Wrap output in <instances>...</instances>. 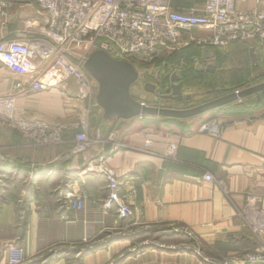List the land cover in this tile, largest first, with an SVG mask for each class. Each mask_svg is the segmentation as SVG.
<instances>
[{
    "label": "crops",
    "instance_id": "1",
    "mask_svg": "<svg viewBox=\"0 0 264 264\" xmlns=\"http://www.w3.org/2000/svg\"><path fill=\"white\" fill-rule=\"evenodd\" d=\"M205 1L169 3L186 11L201 9ZM236 8L264 9V0H237ZM38 17L35 4L16 5L7 20L0 19V41L34 36ZM202 32L211 35L198 28L190 34ZM206 57L212 62L196 65L215 64V55ZM20 79L0 59V96L10 94ZM76 91L69 82L18 99L16 109L51 124L77 125L88 117L86 153L74 150L75 134L39 147L0 127V264H13L14 248L20 250V264H202L195 252L165 241L182 238L167 231L171 226L189 229L209 246L227 243L221 257L253 250L242 212L248 191L264 194V105L258 113L245 111L237 118L212 113L209 131L198 126L184 132L158 116L106 122L102 108H87ZM86 154L94 165L106 157V171L124 182L131 216L120 218L103 208L106 180L89 169ZM206 175L215 181H205ZM76 197L83 201L81 209L66 204Z\"/></svg>",
    "mask_w": 264,
    "mask_h": 264
},
{
    "label": "built area",
    "instance_id": "2",
    "mask_svg": "<svg viewBox=\"0 0 264 264\" xmlns=\"http://www.w3.org/2000/svg\"><path fill=\"white\" fill-rule=\"evenodd\" d=\"M26 2L38 10L35 35L0 41V59L21 77L10 94L0 96V127L18 131L39 147L58 144L76 129L74 150L86 153L90 143L88 117L77 125L51 124L27 118L16 109V102L73 82L77 97L94 100L97 107L98 83L84 69L85 61L96 50L118 61L136 59L151 64L161 54L170 55L191 42L224 47L237 40H264V9L240 12L237 0H206L201 9L186 11L172 8L169 0H0V19L7 20L16 5ZM197 28L211 35L192 36ZM174 150L173 146L169 153ZM105 158L99 157L94 165L91 155L85 157L89 169L106 180L103 208L127 218L133 208L127 192L121 189L124 182L106 171ZM205 181L215 179L206 175ZM66 204L83 207L80 197L67 199ZM242 215L251 231L253 250L232 256L223 264H264V194L249 196ZM19 253L18 248L12 249L13 264L21 263Z\"/></svg>",
    "mask_w": 264,
    "mask_h": 264
},
{
    "label": "rangeland",
    "instance_id": "3",
    "mask_svg": "<svg viewBox=\"0 0 264 264\" xmlns=\"http://www.w3.org/2000/svg\"><path fill=\"white\" fill-rule=\"evenodd\" d=\"M203 34L204 33L202 32L199 34V36H202ZM203 37H209V35L208 36L203 35ZM229 46L230 44L224 47L218 46L219 48L217 49L218 51H220L221 49L227 50ZM214 49L215 48L208 49L209 51L207 49H203L201 51L199 50L200 52L199 57H192L189 54V52L180 53L178 57H173V55L176 52L178 53V51H175L170 55L161 54L151 64L143 63L136 59L134 61H131L130 63L134 65V67L137 69L139 73V79L133 84L131 88L133 97L137 101L144 103L148 106L167 108V109L185 110V109H190L197 105L209 102L218 97H222V96L231 94L233 92L248 89L252 86H255L257 84L264 82V79H258L257 81H254V83H252L253 82L252 81L249 84L247 83L246 85H242L239 89L232 91L230 93H227V94H224L223 92H217V94L215 95H207V94L197 93L196 91L191 90V89H183L184 95H188V94L195 95V98L191 101L179 102V101H175L172 99H164L162 97V95H170V93H167L166 90L169 89L171 86L170 81L174 73H176L179 76L182 73L181 67L185 68L186 66L189 69H195L194 65L197 62H200L201 64H203V63H206L207 61H211L212 57H210L211 59L206 57L208 56V53H211L212 55L220 54L219 52H216V50ZM147 83H151L157 86L156 93H150L145 90V85ZM254 95L255 94L247 96L238 102L224 106V107L229 108L228 110L224 112L214 110V111L202 114L197 117L189 118V119H178V120L177 119L174 120L173 118H164V119L165 120L169 119L167 120L168 122L171 121L173 124L175 123L174 124L175 129H179L184 132L192 131L194 128L196 129L198 126L201 127L203 131H209L211 129L210 127H211V119H212L211 114L212 113H214L215 115H218L219 113L221 114L220 116H216V118H222L223 116L237 118L239 114H242L245 111H249L250 113H258L262 108L261 101L264 100V98H263V95L258 96L259 98ZM86 103H87L86 105L87 108L88 107L94 108V105H95L94 100L90 101L88 99ZM179 121H181V123L183 124H179L178 123ZM14 131L18 133V131L16 130ZM74 131L77 132L76 129ZM72 132L73 131H71V133ZM253 194L254 193L252 191H248L246 203L248 202V197ZM242 217L244 218L243 215ZM167 231H170V233L172 234L180 235L182 238L175 239V240L170 238V239H165V241L168 243L169 242L178 243L181 248L179 250L181 251L195 252L196 257H197L196 258L197 262H199V260H202L203 261L202 264H223L224 262L231 259L230 256L221 257V254L219 253L220 251L223 250V248L227 246V243L219 242V243L213 244V246H209L205 244L206 242H203L202 240L197 238L189 229L183 228V227L171 226L167 229ZM229 241L232 242V238L229 239ZM147 247H150V246H147ZM92 250H94V247L87 249L86 253ZM56 255L57 253H55V259H56ZM119 262L120 260L116 261L113 264H116Z\"/></svg>",
    "mask_w": 264,
    "mask_h": 264
},
{
    "label": "water",
    "instance_id": "4",
    "mask_svg": "<svg viewBox=\"0 0 264 264\" xmlns=\"http://www.w3.org/2000/svg\"><path fill=\"white\" fill-rule=\"evenodd\" d=\"M254 39L244 40L252 43ZM253 63L257 62V56L251 49ZM85 71L98 83L99 90L96 102L103 110V120L113 122L118 120H130L138 117L158 116L173 119H189L217 110L229 104L238 102L243 98L264 91V82L248 89L233 92L218 97L209 102L197 105L190 109L178 110L148 106L137 101L131 92L133 84L139 79V73L134 65L127 61H118L102 50L91 53L84 63ZM208 71H216L214 64H209ZM181 77L174 73L171 77V86L167 89L170 95L164 99L175 101H189L192 95H184L180 84ZM145 90L156 93L157 86L151 83L145 85Z\"/></svg>",
    "mask_w": 264,
    "mask_h": 264
},
{
    "label": "trees",
    "instance_id": "5",
    "mask_svg": "<svg viewBox=\"0 0 264 264\" xmlns=\"http://www.w3.org/2000/svg\"><path fill=\"white\" fill-rule=\"evenodd\" d=\"M211 48H215L214 50L220 53L215 55L214 59L217 70L208 71L203 67H198L197 63L194 65L195 69H189L186 66L185 68L181 67L182 73L179 76L181 77L180 84L182 89H191L197 93L207 95H215L217 92L227 94L239 89L242 85L249 84L252 81L254 83L258 79H264V40L261 39H254L252 43L237 40L231 42L227 50L221 49L220 51L217 49L219 48L218 46L191 44L178 51V53L176 52L173 57H178L180 53L188 52L192 57H199V50ZM251 49L254 50L257 56L256 63L252 61ZM260 95H263L264 98V91L255 93L254 96L258 97ZM194 98L195 95H192L191 100ZM263 105L264 100L261 101V106ZM228 109V107H222L217 110L224 112ZM76 133H78V130L77 132L73 131L71 134Z\"/></svg>",
    "mask_w": 264,
    "mask_h": 264
},
{
    "label": "flooded vegetation",
    "instance_id": "6",
    "mask_svg": "<svg viewBox=\"0 0 264 264\" xmlns=\"http://www.w3.org/2000/svg\"><path fill=\"white\" fill-rule=\"evenodd\" d=\"M166 92H167V93H170V92H168L167 90H166ZM163 96H166V95H162V97H163Z\"/></svg>",
    "mask_w": 264,
    "mask_h": 264
},
{
    "label": "bare ground",
    "instance_id": "7",
    "mask_svg": "<svg viewBox=\"0 0 264 264\" xmlns=\"http://www.w3.org/2000/svg\"><path fill=\"white\" fill-rule=\"evenodd\" d=\"M145 118V117H144Z\"/></svg>",
    "mask_w": 264,
    "mask_h": 264
}]
</instances>
